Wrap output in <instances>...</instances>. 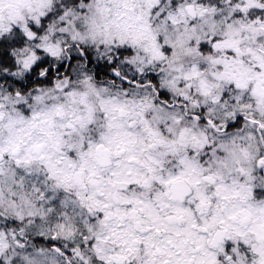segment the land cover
Masks as SVG:
<instances>
[{
	"label": "snow or ice",
	"instance_id": "obj_1",
	"mask_svg": "<svg viewBox=\"0 0 264 264\" xmlns=\"http://www.w3.org/2000/svg\"><path fill=\"white\" fill-rule=\"evenodd\" d=\"M0 264H264V0H0Z\"/></svg>",
	"mask_w": 264,
	"mask_h": 264
}]
</instances>
